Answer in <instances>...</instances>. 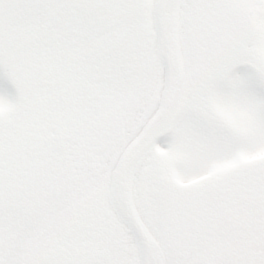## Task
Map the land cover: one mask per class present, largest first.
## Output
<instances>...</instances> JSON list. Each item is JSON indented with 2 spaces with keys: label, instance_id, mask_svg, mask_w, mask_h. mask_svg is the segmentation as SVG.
Here are the masks:
<instances>
[{
  "label": "snow or ice",
  "instance_id": "6c2138e0",
  "mask_svg": "<svg viewBox=\"0 0 264 264\" xmlns=\"http://www.w3.org/2000/svg\"><path fill=\"white\" fill-rule=\"evenodd\" d=\"M0 264H264V0H0Z\"/></svg>",
  "mask_w": 264,
  "mask_h": 264
}]
</instances>
